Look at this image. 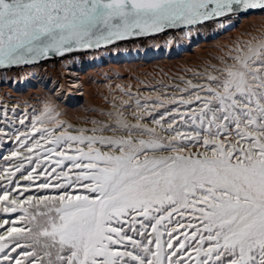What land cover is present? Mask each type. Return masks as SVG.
Segmentation results:
<instances>
[{
  "label": "snow or ice",
  "instance_id": "1",
  "mask_svg": "<svg viewBox=\"0 0 264 264\" xmlns=\"http://www.w3.org/2000/svg\"><path fill=\"white\" fill-rule=\"evenodd\" d=\"M251 14L264 0H0V71ZM242 36L178 83L117 86L91 128L0 105V264H264V30Z\"/></svg>",
  "mask_w": 264,
  "mask_h": 264
},
{
  "label": "rangeland",
  "instance_id": "2",
  "mask_svg": "<svg viewBox=\"0 0 264 264\" xmlns=\"http://www.w3.org/2000/svg\"><path fill=\"white\" fill-rule=\"evenodd\" d=\"M240 22H234L231 29H219L214 26H208L205 32L206 36L203 40H198L197 32L193 31L191 36H186L181 31L174 33H167L162 36L148 38L145 40H138L134 43L119 44L110 48L112 51L127 50L128 48L134 50H147L152 48H168L170 45H176L178 48L184 42H191L194 39L193 49L179 54L172 58L152 59L151 61H130L122 63H112L109 61L104 63L99 61L98 51L87 53V59H96L99 63L95 66H86L80 68V76L85 85V96L79 103L63 104L58 100L47 88L43 86L28 87L24 91H18L9 86V82H1L6 79L24 82L27 78L37 77L39 73L44 76L52 78V81L59 83V85L69 90L73 85L69 77L72 70V61L81 60L80 56H71V58L63 57L61 60H51L37 66H29L24 68H13L12 70L1 71L0 73V105H7L11 108L14 105H19L23 110L25 106L36 108L38 111L42 109L46 101H51L55 104L60 112V119L71 125L73 128H91V123H86V120L104 119L99 115L100 112L112 111L111 104L106 97L110 98L114 95L118 98L127 99L126 96L119 91V88L128 89L130 87L133 93L138 90L141 94L146 93L145 86L159 85L160 83H178L180 77L189 78L193 72L198 69H203L207 66L210 59L224 55L229 48L233 47L235 41L240 38L244 39L242 33L252 31L254 34H259L264 30V16L259 14H251L242 18ZM211 29V30H210ZM210 30L212 35L209 36L207 31ZM207 32V33H206ZM204 35V34H203ZM117 48V49H114ZM192 50V51H191ZM100 51V50H99ZM107 57L110 53L108 49L101 51ZM85 58V59H86ZM106 60H108L106 58ZM19 79V80H18ZM69 88V89H68ZM35 93V94H34ZM30 95V96H29ZM10 101H13L10 103ZM19 103H21V106ZM95 109V111H92ZM12 146V145H11ZM23 183V182H22Z\"/></svg>",
  "mask_w": 264,
  "mask_h": 264
},
{
  "label": "bare ground",
  "instance_id": "3",
  "mask_svg": "<svg viewBox=\"0 0 264 264\" xmlns=\"http://www.w3.org/2000/svg\"><path fill=\"white\" fill-rule=\"evenodd\" d=\"M242 18L243 17L236 20V22L242 21L243 20ZM202 29L206 30L207 28L201 27L198 30H195L197 32L199 43L201 40H203L202 38L206 36V34L204 35L200 34V30ZM195 38L196 37H194L193 39H190L191 42H184L183 44H181L180 45L182 46L181 49L179 47L177 48L176 45L174 44L173 46L168 47V48H163L162 46H160L159 48H152V49H147V50H142V49L134 50V49L128 48L127 50H124V51L123 50L112 51L110 48H108V50L110 51L108 53L110 54L107 57H105L101 51H98V53L103 57L101 59H103L104 63H107L108 61L109 63L110 62L122 63L124 61L126 62L136 61V60L151 61L152 59L172 58V57L178 56L179 54L182 55L183 53L190 51V47L191 49H193L194 48L193 42ZM71 56H69V58H71ZM106 58L108 60H106ZM54 59L56 60L57 58H54ZM61 59L58 58V60H61ZM72 62H73L72 63L73 68L70 72V76L72 78V83H73V86L71 88L74 89V93L70 92L69 90L68 91L61 90L62 88L59 85V83L55 81H50L49 79L45 78L47 76H44V75H38L37 77L28 78L24 82L22 81L15 82L14 80L11 79L8 84L10 87L18 91H24L28 87L39 86V85L42 86L44 84L46 87H50V90L52 91L51 93L55 94L63 103L65 104H70V103L72 104L75 102L79 103L83 99V96H85V85L82 80L83 78L79 79V78L74 77L77 74L76 72L78 71L77 67H78L79 62L78 61L77 62L72 61ZM83 64L84 66L86 65L85 63ZM89 64L94 65L95 63L94 61H90Z\"/></svg>",
  "mask_w": 264,
  "mask_h": 264
},
{
  "label": "water",
  "instance_id": "4",
  "mask_svg": "<svg viewBox=\"0 0 264 264\" xmlns=\"http://www.w3.org/2000/svg\"><path fill=\"white\" fill-rule=\"evenodd\" d=\"M174 32H176V30L169 31L167 33H174ZM167 33H164V34H167ZM164 34H158V35H155V36H150V37H145V38H153V37H157V36H162ZM145 38H134V39H131L129 41L121 42L120 44H122V43H131V42H135V41L142 40V39H145ZM76 54H79V53H76ZM49 59H51V58H49ZM44 61H46V60H44ZM44 61H41V62H44Z\"/></svg>",
  "mask_w": 264,
  "mask_h": 264
},
{
  "label": "trees",
  "instance_id": "5",
  "mask_svg": "<svg viewBox=\"0 0 264 264\" xmlns=\"http://www.w3.org/2000/svg\"><path fill=\"white\" fill-rule=\"evenodd\" d=\"M35 94V93H34ZM30 96V95H29ZM13 101H10V103H12ZM12 104H14V103H12ZM20 105H21V103H19ZM21 106H23V105H21ZM8 147H11V143L9 144V145H5V148H4V154H6V151H7V148Z\"/></svg>",
  "mask_w": 264,
  "mask_h": 264
},
{
  "label": "built area",
  "instance_id": "6",
  "mask_svg": "<svg viewBox=\"0 0 264 264\" xmlns=\"http://www.w3.org/2000/svg\"><path fill=\"white\" fill-rule=\"evenodd\" d=\"M88 66H91V65H88ZM80 71H81V70H80ZM78 76H80L79 73H77L74 77L77 78ZM70 77H71V76H70ZM70 82H72V80H70ZM70 86L72 87L73 85H70ZM72 89H73V88H72ZM73 90H74V89H73Z\"/></svg>",
  "mask_w": 264,
  "mask_h": 264
}]
</instances>
